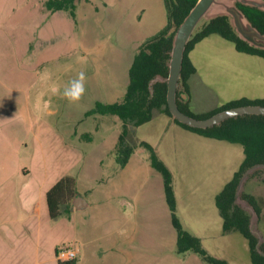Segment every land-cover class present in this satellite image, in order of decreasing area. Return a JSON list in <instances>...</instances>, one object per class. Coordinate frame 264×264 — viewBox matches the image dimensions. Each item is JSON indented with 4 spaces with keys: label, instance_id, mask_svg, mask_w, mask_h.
Instances as JSON below:
<instances>
[{
    "label": "crops",
    "instance_id": "crops-1",
    "mask_svg": "<svg viewBox=\"0 0 264 264\" xmlns=\"http://www.w3.org/2000/svg\"><path fill=\"white\" fill-rule=\"evenodd\" d=\"M46 1L0 0V264H59L57 250L71 244L80 248L75 264H205L193 252L177 253L163 177L150 161L137 158L141 148L123 168L116 157L106 164L118 144L121 120L98 116L104 122L113 119V125L92 128L86 117L97 102L123 99L140 46L168 24L165 0H78L77 23L68 12L48 11ZM10 6L30 10L24 19L30 25L25 34L31 33L22 41V20ZM31 54L37 59L29 75L60 55L90 59L95 70L105 71L103 78L94 74L88 81L94 101L86 105L84 95L77 106L60 109L49 103L45 108L42 96H36L33 104L22 89L29 81L18 78L21 70L14 63L16 55ZM6 55L12 56L7 63ZM180 99L192 109L191 94ZM257 99L264 97L250 100ZM86 146L98 153L86 155ZM84 161L87 169L77 178V190L87 206L52 220L47 193ZM103 165L110 171L106 181ZM173 180L178 207L174 175Z\"/></svg>",
    "mask_w": 264,
    "mask_h": 264
},
{
    "label": "rangeland",
    "instance_id": "rangeland-1",
    "mask_svg": "<svg viewBox=\"0 0 264 264\" xmlns=\"http://www.w3.org/2000/svg\"><path fill=\"white\" fill-rule=\"evenodd\" d=\"M9 9H14L15 15L22 20V41L31 33L30 30L29 34H25L30 25L24 19L29 16L30 10L26 6H10ZM208 22V18L204 19L198 30ZM40 45V43L36 44L37 47ZM58 57L59 60L47 61L41 65L38 72L29 75L28 68L37 58L34 54L28 57L16 55L14 63L21 70V76L19 75L18 78L30 82H27L25 84L27 87L24 86L22 89L28 90L33 104L36 96H42L41 100L45 108L51 103L53 107L64 109L65 106L71 107L73 104L63 98V87L79 72H84L87 77L84 98L86 105H89L94 101L95 96L88 81L94 74L103 78L105 71L100 73L95 70L90 59L82 62L80 55ZM11 58L12 56L6 55L4 62H9ZM190 59L197 69V73L190 79L192 112L195 115L212 112L218 105L242 98L264 97V71H261V66L264 70V59L238 52L232 42L218 35L210 36L195 47L190 54ZM108 73L111 74V72ZM35 83L36 86H34ZM182 93L184 89L179 86L178 97ZM38 109L40 112L39 106ZM163 115L166 114L157 111L150 123L132 128V142L139 144L138 139H140L151 144L160 159L169 167L176 178L179 197L178 216L187 230L193 231L202 239L205 249L212 256L226 260L229 264H253L248 241L238 232L223 234V220L216 206L217 195L233 179L244 160L243 147L184 131L179 129L177 124L174 129L164 121ZM98 116L102 115H86L90 119L92 128L97 125L102 126L106 122L110 126L113 125V119H107L104 122L103 118L99 119ZM114 130L117 131L119 128ZM86 147H88L85 149L86 155L98 153L94 149L95 146ZM139 148L142 151H139L137 158L150 161L149 152L142 147ZM113 157H116L114 151L111 152L106 164ZM85 165V161L74 165V168L71 167L68 170L67 175L82 177L87 169ZM107 169L106 165L102 166L101 177L105 181L110 172ZM244 193L253 195L260 205L261 214L258 216L254 214L253 230L256 231L260 241L261 252V246H264V168L257 169L248 176L240 193V199ZM241 200L247 203L243 198Z\"/></svg>",
    "mask_w": 264,
    "mask_h": 264
},
{
    "label": "trees",
    "instance_id": "trees-1",
    "mask_svg": "<svg viewBox=\"0 0 264 264\" xmlns=\"http://www.w3.org/2000/svg\"><path fill=\"white\" fill-rule=\"evenodd\" d=\"M77 1L47 0L45 6L50 12H68L73 21L77 23ZM197 2L198 0H165L168 24L162 31L140 46L129 72L130 83L123 99L113 104L97 102L86 115L116 116L122 121V131L114 150L120 168L126 166L137 147H142L149 152L152 167L162 175L164 180L166 201L171 211L172 224L177 232V253L184 255L193 252L205 264L229 263L226 260L212 256L203 246L202 240L184 228L178 216L174 180L170 169L159 158L155 149L149 143L140 142L137 144L132 142L131 131L132 128L150 123L154 119L155 113L160 111L172 118L175 124L185 130L205 138L241 145L244 149V160L239 170L234 174L233 179L217 195L216 206L223 220V234L240 233L249 243L252 263L264 264V246H261V253L258 247L259 240L250 229L251 215L236 203L237 188L244 174L257 165H264V115H246L231 118L208 129L191 128L174 119L170 113L167 104V82L157 81L153 83L158 77L163 80L168 79L169 63L176 31ZM238 6L253 26L264 34V12L242 4H238ZM213 35H218L232 42L240 53L264 59V50L254 48L243 41L232 27L229 17L220 16L212 19L202 29L195 32L186 47L180 86L188 96L190 95L189 80L197 73V69L190 59V53L200 42ZM256 105L264 106V99L250 100L242 98L198 116L192 112L188 101L183 102L178 97L180 110L197 119H206L233 108ZM77 195H79L77 178L72 175L63 177L52 187L47 193L51 219L55 221L64 215H69L74 208L73 201ZM242 198L255 209L258 215L261 214L257 198L247 193H244ZM75 263L76 261L66 264Z\"/></svg>",
    "mask_w": 264,
    "mask_h": 264
},
{
    "label": "water",
    "instance_id": "water-1",
    "mask_svg": "<svg viewBox=\"0 0 264 264\" xmlns=\"http://www.w3.org/2000/svg\"><path fill=\"white\" fill-rule=\"evenodd\" d=\"M238 4L247 7L257 8L264 12V0H198L197 4L191 10L184 22L176 31L174 38L171 60L169 63V77L166 80L158 77L154 82L166 81L168 85L167 104L173 118L180 123L196 129H208L220 125L224 121L246 115H264V106H242L219 112L206 119H197L183 113L178 106V87L180 86L181 71L187 44L198 30L204 19H215L220 16L230 18L232 27L237 35L250 46L264 50V34L253 26L244 12L239 8ZM264 168V165H257L249 169L242 177L236 193V203L245 211L250 213L251 222L250 229L256 236V231L253 230L254 214L258 216L255 209L249 203H243L240 199V193L243 190L244 184L248 176L255 170ZM73 206L82 210L87 206L86 200L77 195L73 201ZM257 237V236H256ZM258 238V237H257ZM259 240V239H258ZM260 241L258 242V247Z\"/></svg>",
    "mask_w": 264,
    "mask_h": 264
},
{
    "label": "clouds",
    "instance_id": "clouds-1",
    "mask_svg": "<svg viewBox=\"0 0 264 264\" xmlns=\"http://www.w3.org/2000/svg\"><path fill=\"white\" fill-rule=\"evenodd\" d=\"M86 75L84 72H79L77 76L70 80L67 85L63 87L62 96L69 103H78L85 95Z\"/></svg>",
    "mask_w": 264,
    "mask_h": 264
},
{
    "label": "built area",
    "instance_id": "built-area-1",
    "mask_svg": "<svg viewBox=\"0 0 264 264\" xmlns=\"http://www.w3.org/2000/svg\"><path fill=\"white\" fill-rule=\"evenodd\" d=\"M80 248L76 244L60 247L56 252V259L59 263L66 264L78 259Z\"/></svg>",
    "mask_w": 264,
    "mask_h": 264
}]
</instances>
